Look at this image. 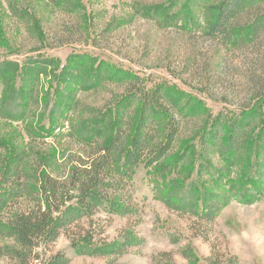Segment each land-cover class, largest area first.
Returning a JSON list of instances; mask_svg holds the SVG:
<instances>
[{
	"label": "rangeland",
	"instance_id": "rangeland-1",
	"mask_svg": "<svg viewBox=\"0 0 264 264\" xmlns=\"http://www.w3.org/2000/svg\"><path fill=\"white\" fill-rule=\"evenodd\" d=\"M222 1L0 0V177L21 157L26 177L42 167L67 173L81 142L103 144L119 128L130 139L142 114L130 76L147 89L163 85L183 115L174 150L137 169L135 213L93 218L108 248L74 249L63 235L49 255L64 253L69 264H165L159 254L170 253L173 264H190L182 251L191 245L200 263L215 247L235 264H264V111L247 125L241 153L214 144L229 146L230 123L254 114L248 109L264 92V26L255 36L232 30L230 41L206 36ZM259 7L237 23H254L264 0ZM157 127L164 139V117ZM164 198L184 209L228 201L206 225ZM78 228L89 221L73 235ZM5 231L2 220L0 245ZM130 236L139 244L120 250Z\"/></svg>",
	"mask_w": 264,
	"mask_h": 264
},
{
	"label": "trees",
	"instance_id": "trees-1",
	"mask_svg": "<svg viewBox=\"0 0 264 264\" xmlns=\"http://www.w3.org/2000/svg\"><path fill=\"white\" fill-rule=\"evenodd\" d=\"M262 1L223 0L204 34L210 38L222 35L230 41V32L243 28L255 36L264 26L263 14H257L252 24L240 25L237 22L246 11L258 9ZM243 41L244 37H241L239 42ZM126 82L128 92L137 97L142 106L139 124L130 139L119 128L103 144L95 139L81 142L71 157L70 171L63 174H54L42 167L26 177L23 157L4 170L0 177V221L5 223L4 236L8 243L0 245V264L3 260L4 264H69L64 253L49 255L50 249L63 235L74 249L86 245L97 254L99 248L108 247L97 241L93 218L98 214L126 217L135 213L132 190L137 169L140 166L145 170L153 169L174 150L182 132L183 115L169 100L163 85L147 89L137 76H130ZM248 111L254 114L237 116L230 123L228 147L214 141L218 150L242 152L240 141L247 125H254V118L259 119L264 111V92ZM159 117L165 119L164 139L157 127ZM246 118L248 121L244 122ZM261 175L260 172V178ZM226 198L223 202L205 199L201 205L194 204L185 209L165 198L164 204L171 211L184 212L210 225L228 201ZM84 219L89 221L90 228H78L73 235V228H77ZM136 244L139 243L135 237H125L119 249L125 250ZM182 256L190 264L236 262L229 253L215 247L210 257L204 259L205 263L197 261L191 245L182 251ZM159 258L165 264H173L170 253H161Z\"/></svg>",
	"mask_w": 264,
	"mask_h": 264
}]
</instances>
